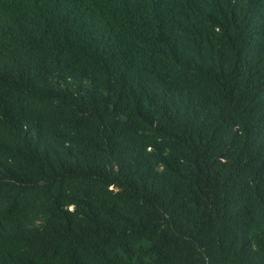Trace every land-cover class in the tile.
<instances>
[{
	"label": "trees",
	"instance_id": "1",
	"mask_svg": "<svg viewBox=\"0 0 264 264\" xmlns=\"http://www.w3.org/2000/svg\"><path fill=\"white\" fill-rule=\"evenodd\" d=\"M0 264H264V0H0Z\"/></svg>",
	"mask_w": 264,
	"mask_h": 264
}]
</instances>
